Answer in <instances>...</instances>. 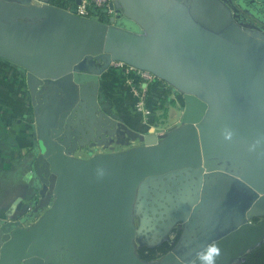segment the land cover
Instances as JSON below:
<instances>
[{
	"label": "water",
	"instance_id": "obj_1",
	"mask_svg": "<svg viewBox=\"0 0 264 264\" xmlns=\"http://www.w3.org/2000/svg\"><path fill=\"white\" fill-rule=\"evenodd\" d=\"M113 5L139 30L0 0V58L25 72L35 141L32 197L0 218V264H192L213 241L229 264L264 238V0ZM113 61L179 90L181 124L141 134L101 108ZM175 226L169 252L139 258Z\"/></svg>",
	"mask_w": 264,
	"mask_h": 264
},
{
	"label": "crops",
	"instance_id": "obj_2",
	"mask_svg": "<svg viewBox=\"0 0 264 264\" xmlns=\"http://www.w3.org/2000/svg\"><path fill=\"white\" fill-rule=\"evenodd\" d=\"M32 1L38 5H56L54 0ZM61 1L66 4L70 2ZM102 77L98 88L100 107L132 130L141 134L160 130L164 134L176 123L177 120L165 124L169 114L168 106L173 103L178 109L179 103L172 99L171 89H163L162 82H155L149 88L145 105L152 113L146 117L135 111L136 98L121 70L111 66L103 72ZM126 83L130 89H127ZM174 116V113L171 114V117ZM34 144V117L25 72L21 67L0 58V218L19 216L27 199L31 198L33 176L30 174L29 153ZM125 147L130 145H118L113 151ZM96 152L107 151L98 148Z\"/></svg>",
	"mask_w": 264,
	"mask_h": 264
},
{
	"label": "built area",
	"instance_id": "obj_3",
	"mask_svg": "<svg viewBox=\"0 0 264 264\" xmlns=\"http://www.w3.org/2000/svg\"><path fill=\"white\" fill-rule=\"evenodd\" d=\"M64 9L77 16L94 19L105 24L108 22L112 24L115 17H117L113 0H70ZM111 66L121 70L125 75L126 82L131 86L132 93L136 98L134 108L143 116H150L152 110L145 105L149 88L155 82H162L164 90L170 89V85L151 72L138 69L122 61H113ZM172 99L178 103L174 91L172 92ZM154 134L156 136L163 135L160 130L154 131ZM20 226L26 227L27 225L24 226V223H21Z\"/></svg>",
	"mask_w": 264,
	"mask_h": 264
},
{
	"label": "rangeland",
	"instance_id": "obj_4",
	"mask_svg": "<svg viewBox=\"0 0 264 264\" xmlns=\"http://www.w3.org/2000/svg\"><path fill=\"white\" fill-rule=\"evenodd\" d=\"M262 24V23H261ZM107 25H111V26H121V27H126V28H130V29H133V30H135V31H138L139 30V27L135 24V23H133V22H131V21H129V20H125L124 18H121V19H119V18H117V17H115V19H114V21H113V23L111 24V23H107ZM262 26H263V28H264V24H262ZM110 68V67H109ZM108 68V69H109ZM126 86H127V89H130V86L126 83L125 84ZM170 89L172 90V91H174V96H175V98L176 99H178V101H179V107H178V109L173 105V103H171V106H168L169 107V114H168V119H166V121H165V124L167 125V124H170V123H172V122H174L175 120H177L176 121V123H174V125H176V126H178V125H180L181 124V116H182V114H183V108H184V101H183V99H182V93L179 91V90H175V88L173 87V86H171L170 85ZM135 109V108H134ZM135 111H137L136 109H135ZM138 112V111H137ZM140 113V112H139ZM175 114V116L174 117H171V114ZM179 113H180V115H179ZM171 117V118H170ZM174 118V119H173ZM126 144H129L130 145V147H125V149H129V148H132V147H135V146H138V145H141L142 143L140 142V141H134V142H132V141H129V142H127ZM118 145H115L114 147H113V149H111V147L110 146H108V147H99L100 148V150H105V151H111V150H116V147H117ZM122 148V147H121ZM125 149H123V150H125ZM98 150V149H97ZM97 150H95V151H97ZM120 151H122V150H120ZM81 155H83L82 157H86V155H84V154H81ZM23 211V210H22ZM20 215V214H19ZM262 217H258V218H254V219H257V221L255 222L254 221V219L252 220V223H257L260 219H261ZM37 219H38V217H36V218H33V219H31V220H28L27 222H25L24 223V226H29V225H32V224H34L35 223V221H37ZM26 226V227H27ZM179 230H180V228H179ZM175 228H173L171 231H170V233L168 234V236H167V241H172V239H173V236H174V234H175ZM180 233H181V230L177 233V235H178V238H177V240L175 241V243L174 244H176V242L178 241V239H179V236H180ZM146 240V242H149L150 240H148V239H145ZM264 240V238L261 240V241H263ZM135 247L137 248L138 247V244L137 243H135ZM158 260V259H157ZM157 260H155V261H157ZM154 262V261H153Z\"/></svg>",
	"mask_w": 264,
	"mask_h": 264
},
{
	"label": "trees",
	"instance_id": "obj_5",
	"mask_svg": "<svg viewBox=\"0 0 264 264\" xmlns=\"http://www.w3.org/2000/svg\"><path fill=\"white\" fill-rule=\"evenodd\" d=\"M53 3L59 7H65L66 4L61 0H54ZM254 221L256 222L257 219H254ZM177 238L178 235H176L174 243ZM174 243L170 244L168 241H165L162 245L155 248H140L137 250V254L141 260L145 262H153L169 252L173 248ZM229 264H264V240L249 248L242 255L232 260Z\"/></svg>",
	"mask_w": 264,
	"mask_h": 264
},
{
	"label": "clouds",
	"instance_id": "obj_6",
	"mask_svg": "<svg viewBox=\"0 0 264 264\" xmlns=\"http://www.w3.org/2000/svg\"><path fill=\"white\" fill-rule=\"evenodd\" d=\"M232 133L227 132L225 139H231ZM221 255V249L217 242L213 241L210 244H205L199 251L196 252L195 259L192 264H216L217 258Z\"/></svg>",
	"mask_w": 264,
	"mask_h": 264
},
{
	"label": "flooded vegetation",
	"instance_id": "obj_7",
	"mask_svg": "<svg viewBox=\"0 0 264 264\" xmlns=\"http://www.w3.org/2000/svg\"><path fill=\"white\" fill-rule=\"evenodd\" d=\"M32 197V196H31ZM32 199H34V198H32ZM32 209V208H31ZM25 222H27V221H25ZM25 222H22V223H25ZM175 228V234H174V236H173V239H172V241H168L170 244H173V242H174V239H175V237H176V235H177V233L180 231L179 230V228L177 227V226H175L174 227ZM165 241H167V240H164V241H162V242H160V243H158V242H153L152 243V245H148V242H146V240H143V246L142 247H140V248H144V247H148V248H155V247H158V246H160V245H162ZM140 248H138V249H140ZM137 249V250H138Z\"/></svg>",
	"mask_w": 264,
	"mask_h": 264
}]
</instances>
